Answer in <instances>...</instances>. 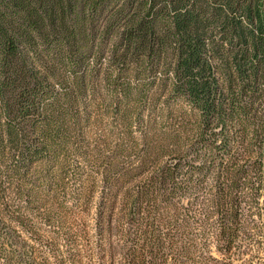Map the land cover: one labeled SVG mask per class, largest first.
<instances>
[{
    "label": "trees",
    "instance_id": "obj_1",
    "mask_svg": "<svg viewBox=\"0 0 264 264\" xmlns=\"http://www.w3.org/2000/svg\"><path fill=\"white\" fill-rule=\"evenodd\" d=\"M101 106L123 137L85 162L123 264L229 263L264 211V0H0V239L19 246L29 178L64 173Z\"/></svg>",
    "mask_w": 264,
    "mask_h": 264
},
{
    "label": "rangeland",
    "instance_id": "obj_2",
    "mask_svg": "<svg viewBox=\"0 0 264 264\" xmlns=\"http://www.w3.org/2000/svg\"><path fill=\"white\" fill-rule=\"evenodd\" d=\"M98 108L103 112L101 124L98 128H87L81 138L84 146L77 155L69 158L65 172L48 165L29 178V192L21 202L18 201L26 209V216L23 223L12 224L19 246L0 239V264H5L2 252L11 249L21 250L24 259H36L35 264H123L120 237H106L99 233L100 207L108 192L99 174L102 161H94L97 165L93 166H88L85 161L98 152L105 156L116 153L114 146L123 137L124 129L114 106ZM133 137L137 138V134ZM132 151L128 149L127 152L134 159ZM89 175L93 176L92 179H87ZM137 180L139 178L136 181L134 178L131 185H136ZM87 188L91 190L84 198L83 192L87 194L84 190ZM31 194L34 204L28 205L26 201ZM262 214L260 221L257 217L250 219H256L258 228L253 229L252 223L246 228L247 233H241L235 240L227 264H264V211ZM218 246L217 239L212 237L208 254L222 260L224 257Z\"/></svg>",
    "mask_w": 264,
    "mask_h": 264
}]
</instances>
